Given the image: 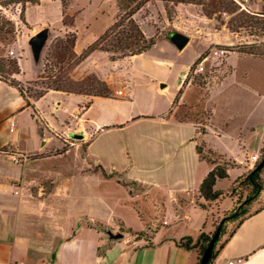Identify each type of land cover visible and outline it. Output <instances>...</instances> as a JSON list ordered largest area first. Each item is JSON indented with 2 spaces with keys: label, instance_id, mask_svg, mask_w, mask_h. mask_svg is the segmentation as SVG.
Instances as JSON below:
<instances>
[{
  "label": "rangeland",
  "instance_id": "rangeland-1",
  "mask_svg": "<svg viewBox=\"0 0 264 264\" xmlns=\"http://www.w3.org/2000/svg\"><path fill=\"white\" fill-rule=\"evenodd\" d=\"M9 1L11 0H0V3ZM36 3L24 2L23 5L9 3L1 7L4 16L12 22V25L5 24L6 28L13 26L14 34L6 33L0 36V64L3 62L6 67L0 72V77L19 84L26 97L31 99L48 86L57 85L82 88L89 93H95L96 90L92 89L90 82L102 88L103 85L97 84L98 78L107 83L112 93L116 88L117 91L124 89L126 94L130 82L132 95L120 96L125 102L120 103L116 115L109 118V124H113L126 122L133 116L165 112L182 85L184 95L181 102L172 108L171 116L192 120L197 126L198 137H201L212 105L208 100L210 89L233 68L235 70L232 76L228 77L221 97L228 98L238 92L241 99L240 102H233L226 109L219 111L217 116L228 119L229 133L243 122L253 124L255 130L247 131L245 139L251 151L259 150L256 152L257 161L261 160L263 151L260 150V146L264 142V59L238 58L237 55H233L229 64L226 59L230 52L239 50L243 45L264 43V29L262 25L256 23L260 18H254L245 11L239 12L230 0L190 2L148 0L133 17L147 37L157 38L154 46L133 59L132 64L121 62L123 57L114 63L110 60V53L98 50L88 58L82 68H78L73 58L75 45L72 47L71 43L67 44V58L63 61L56 59L58 39L75 33L70 29L75 26L76 21L79 29L85 32L82 42L91 40L93 35L99 37L124 14L127 5L130 4H127V0H122L121 5H118L117 0H43L42 11H39L37 7L32 6ZM27 7H32L35 26L40 23V29L47 27L51 31L37 68L32 65V53L28 43V36L31 33L27 29L29 25L20 21V15L25 16ZM249 11L264 13V0H254ZM223 12H226V15H223ZM44 21L49 24L46 25ZM70 23L71 27L66 26ZM169 31H179L190 38L182 50L166 38ZM214 41L237 48H231L232 50L228 52L219 48L220 44ZM50 45L51 49L48 50ZM221 50L224 51L220 52ZM10 51H14V54ZM207 55L208 57L203 60ZM115 56L121 55L118 53ZM13 60L17 61L16 64ZM199 65L203 66V70L198 69ZM161 83L165 86L160 87ZM239 83H246V86H240ZM157 86L161 91L156 88ZM250 88L256 90L261 97L253 101L254 94ZM256 101L255 109L250 110ZM40 125L41 128L45 126L44 123ZM158 127L152 121L142 119L126 128L94 131L90 136V145L86 149L87 156L83 157L79 154H84L85 144H81V139L73 138L71 135L84 134L83 131L77 130L79 128L77 124H72L71 132L68 134H64L59 128L56 131L48 129L46 135L41 133V137L36 128L25 129L24 136L29 149L45 152L46 155L69 151L64 157L50 156L35 163L33 167L36 172L30 175L40 177L32 186L33 194L39 193L46 197L50 191L55 193L49 200V204L55 209V217L33 219L22 217L18 223V230L25 235L30 244L34 248L37 244L40 245L37 248H41L42 251L36 256V264H45L48 260L55 262L52 253L44 251L47 248H42L51 245L61 254L64 248L67 262L84 264L81 260V251H85L91 242L98 240L103 242L100 243V247L106 249L101 252L103 261L115 263L118 261L120 250L126 246L129 234H126V239L115 240L113 247L107 250L105 243L108 241L107 236L101 234L100 228H96L98 230L91 228L92 224L129 232L131 239L148 236L163 225L168 210L166 207L154 206V200L151 198H155L154 195L161 193L160 191H167L168 187L176 183L178 175L172 172L165 173V165L177 161L179 167L183 160L181 151L174 149V145L165 147L152 140ZM210 141L217 149L225 150L234 157H237V154L240 157L243 155L242 144L235 140L212 137ZM73 143H80L77 146L79 154L76 151L75 155ZM183 152L187 150L184 149ZM204 155L212 160L220 158L208 151H205ZM91 157L112 176L102 170L94 171L97 169L94 165L88 166ZM152 165L157 167L155 173ZM235 165V162L230 164L232 168ZM241 166H243L241 173L251 167L247 158H243ZM232 173L234 176L236 170ZM261 178L264 182V170L261 172ZM131 180L143 182L146 191H150L151 194L148 196L140 183ZM156 186L159 188H155ZM227 188V198L212 204L210 213L195 210L191 205L184 212H180L178 203L169 205L165 202L166 206L173 208L172 212L175 210L174 217H192L181 223L177 222L179 226L175 231L179 232L180 227L189 225L188 232H192L195 219H201L212 225L209 232L212 236L222 219L237 210L248 193L241 182ZM262 208L264 189L247 207V213L236 220L225 222L223 234L220 233L216 248L224 243L242 218ZM138 217L146 225L143 235H137V232L132 231L140 229L142 225ZM68 236H72L70 243H66L65 238Z\"/></svg>",
  "mask_w": 264,
  "mask_h": 264
},
{
  "label": "crops",
  "instance_id": "crops-1",
  "mask_svg": "<svg viewBox=\"0 0 264 264\" xmlns=\"http://www.w3.org/2000/svg\"><path fill=\"white\" fill-rule=\"evenodd\" d=\"M32 6L42 11L41 7H43V0H39ZM31 8L32 7H27L25 12V19L29 25V27H26L31 32L30 36H28V40L41 28L40 23L38 26H35L36 23H34L33 10ZM39 18H41V16H39ZM43 23H46V25L49 24L46 21ZM79 27L76 21L75 26L70 29L76 33L74 52L77 54L81 53L84 47L91 44L98 37V35H93L91 40H84L82 42L85 32L79 29ZM215 43L221 46L230 45ZM12 54H14V51ZM138 55L125 56L121 58L122 60L120 61L132 64L133 59ZM233 55H237L238 58L264 59V57H257L234 51L232 53L230 52L226 58L228 64ZM205 57L207 58L208 55ZM117 60H115L114 63L117 62ZM19 64L22 72L23 66L21 59L19 60ZM32 65L34 67V64ZM131 69L132 67L129 65V70L131 71ZM233 70L235 69L232 68V71L224 75L210 89L208 100L212 105L204 124L205 131L201 134V137H198L199 135L197 134L199 132L197 126L192 120H179L173 118L169 114L170 110L174 107V100L165 112L158 114L153 112L149 115L133 116L130 119L127 118L128 120L126 122L109 124L108 120L116 115L119 104L125 102V99L120 96L128 95L131 97L132 90L130 82L127 85L126 94L124 89L121 94H118L116 88L113 89L114 96L111 97L88 96L50 89L41 98H29L30 103L28 104V99L24 98L23 94L16 86L0 79V264L37 263L36 256H38L39 251H42L40 250L41 248H37L40 245L37 244V247L34 248L25 235L18 230V223L22 217H30L31 219H33V217H55V209L49 204L50 197L55 193L50 191L46 197L39 195V193L36 195L33 194L32 186L39 181L40 177L36 178L30 175L36 172V169L33 167L35 166L34 164L39 163L46 157H64L65 154H69V151H65L57 155H46L45 152L42 153L38 150L33 151L29 149L25 141V129L36 128L41 137V133L43 132V135H46L48 129L50 131H56L59 128L62 129L64 134H68L71 132L72 124H77L79 126L77 130L84 132L83 138H81V144H85V148L83 149L84 154H79V150H77V146L80 143H73L75 147L74 150H72L75 155L77 151L79 156L83 157L87 156L86 149L90 145L89 140L92 132L110 130L111 128H126L128 126H133V124H137L142 119H148L159 126L152 140L155 141L156 144L160 143L165 145V147L174 145V149L181 151L183 160L179 167L177 161L172 163L169 162L165 165V173L167 172L170 174L172 172L178 175L176 183L174 186L168 187L167 191H160L161 193L154 195L155 198H151L154 200V206L160 208L166 207L168 210L167 214L164 216L163 225L153 230L148 236L138 237L137 239H131L129 232L119 230L124 234V237L115 240L126 239V234H129V238L126 239V246L122 247L120 250L117 257L118 261L115 263L103 261L101 252L106 249L104 250V248L100 247V243H103L101 240L91 242L85 251L82 250L81 260H83L84 264H198L200 244L198 243L194 248L187 249L180 246L177 242L186 236H190L192 242H195L201 232L210 234L209 232L212 225L201 219H195L192 232H188L189 225L180 227L179 232H177L175 231V228L178 229L179 226L177 222L181 223L183 220L191 219L192 217H174L175 210L172 212L173 208L169 205L178 203L180 205V212H184L186 208L191 205L194 206L195 210L197 209L210 213L212 211V204H216L220 199H226L228 195L227 187L235 184L238 178L245 172L241 173L240 171L241 168H243V166H241L243 158L249 160L251 155L257 154L256 152L259 151H251L245 139L247 131L255 130L253 124L243 122L236 130H232V132L229 133L228 119H221L217 116L219 111L226 109L231 103L240 102L241 95H239L238 92H235L233 96H228V98L221 97L224 85L228 77L232 76ZM242 80H244V78ZM239 85L245 87L246 83H239ZM156 88L161 91L158 86ZM250 90L254 94L253 101L257 97H261L256 90L252 88H250ZM116 94L119 96H116ZM183 95L182 92L179 102H181L180 100ZM256 103L257 101L253 102L252 107L249 109L254 110ZM34 110L35 113L33 114ZM73 116H75V118ZM41 123L45 124L43 128H41ZM212 137L220 140L223 138H230L242 144V157L238 154L237 157H234L231 153L225 152V150L217 149L210 141ZM198 143L203 144L204 151H208L220 157V160L215 159L217 161L216 163H225L226 165L228 176L223 179H218L215 184L216 189H223L226 192L225 195L219 199L206 200L200 194L199 186L215 163L200 156L196 150V145ZM262 146H260V150ZM184 149H186L187 152H183ZM231 162L236 163L235 167L232 168L230 166ZM93 165L97 167L94 171L102 170V172H106L101 164H96L92 159L88 166L91 167ZM152 168L155 173L157 167L152 165ZM235 170L236 173H234L233 176L232 172ZM109 175L112 176L111 173ZM131 181L140 183L148 196L151 194L150 191H146V185L143 182L139 180ZM155 188L159 187L156 186ZM165 202L169 205L166 206ZM156 213L158 212L156 211ZM138 218L142 225L140 229L132 230L134 233L137 232V235L139 232H144L146 228L143 220L140 217ZM100 226L102 227L100 230L101 234L107 236L105 230L109 228H104V225ZM91 228L96 229L97 227L93 225ZM71 237L72 236H68L65 238L67 240L66 243L71 242ZM115 240L108 239V241L105 242L107 250L113 247V242ZM42 248H47L44 251L50 254L52 253L53 259L55 260V262L48 260L45 264H79L70 261L67 262L64 248L62 254L52 245ZM230 262H232V264H264V208L244 217L241 224L235 229L233 234L228 237L211 264H230Z\"/></svg>",
  "mask_w": 264,
  "mask_h": 264
},
{
  "label": "trees",
  "instance_id": "trees-1",
  "mask_svg": "<svg viewBox=\"0 0 264 264\" xmlns=\"http://www.w3.org/2000/svg\"><path fill=\"white\" fill-rule=\"evenodd\" d=\"M38 1L39 0H13V1L11 0L8 3L7 2L4 4L0 3V36H2L4 34L6 35V33H8V34L13 33L14 34L13 26L6 28V25L7 24L12 25V22L4 16V13L2 12L1 7H3L4 5L5 6L9 5V3H14V4L22 3V5H23L24 2L36 3ZM121 1L122 0H117L118 5L119 4L121 5ZM147 1L148 0H127V4H130V5H127L128 6L127 10L124 11V14L122 16H120L108 29H106L91 44L87 45L82 50L81 53L76 55V53L73 52V58L77 62L76 67L82 68V66L85 64V62L88 60V58L95 51H98V50L106 52V53H110L111 54L110 60L115 61L121 57L141 54L143 52L148 51L152 46H154L156 44L157 38L156 37H147L144 34V32L141 30L140 26L135 22L134 17H133L134 14ZM178 1L179 2H185V1L190 2L191 0H178ZM230 2L235 7H237V10L239 12L245 11L246 13L252 15V17H254V18H260V20L256 21V23L258 25H262V28L264 29V13H260V12L258 13L257 11L256 12H250L248 10H240L236 4H234L232 1H230ZM233 10H235V9H233ZM20 21L24 24H27L24 15H20ZM125 25L127 27H125ZM66 26L71 27L72 23L66 24ZM58 40H59V43L56 45L57 49H56L55 55H56V59L63 61L65 58H67V55H66V50L68 48L67 44L71 43L72 47L74 46L75 40H76V34L70 33L69 35H66L64 37V39L59 38ZM262 47H264V43H261V44L254 43V44L243 45L242 47H240L239 50H233V51H238L240 53L250 54L253 56H257V57H264V49H262ZM49 48L51 49V45H50V47H48V50H49ZM219 48L226 49L229 52L230 50H232L231 48L236 49L237 47H229V46L219 45ZM118 53L121 56L116 57L115 55ZM41 57H42V55H41ZM41 57L38 61H33L34 67H36V68L38 67V64L41 60ZM13 62H14V64H16L17 61L13 60ZM56 63H57V61L54 63V65H56ZM5 68L6 67L4 66V63L2 62L0 64V72L4 71ZM45 68H46V66H45ZM16 70L18 72V67L16 68ZM16 70L14 72H16ZM0 79L4 80L6 82H9L8 80H6L4 78L0 77ZM69 81H71V80H69ZM9 83L16 86L19 89V91L23 94L24 98L28 99L27 102L29 104L30 103L29 98L26 97V95L24 94L20 85L15 84L13 82H9ZM97 84L103 85L102 88H99L94 82H90L92 89L96 90L95 93H89V92L83 90L82 88L81 89L69 88L66 85L65 86L57 85V86H52V87L48 86V88H45V89L39 91L33 98L34 99L41 98L50 89L56 90V91H63L66 93L84 94V95H88V96H100V97L114 96V94L111 92L109 86L107 85V83L102 78H98ZM69 85H71V84L69 83ZM182 88H184V87H182ZM182 88H180L177 95L175 96L174 101H173V105H175L179 102V98L182 94ZM34 113H35V110H34L33 114ZM171 113H172V110H170L169 114L171 115ZM173 118H176V117H173ZM176 119H178V118H176ZM179 120H183V119H179ZM196 150L202 158H205L208 161L215 163L213 168L203 178V180L199 186L200 194L206 200L219 199L220 197L224 196L226 192L223 189H216L215 184H216L218 179H223V178H226L228 176L226 165H225V163L224 164L216 163L217 161L215 159L212 160V159L208 158L207 156H205L204 155V152H205L204 146L202 143H198L196 145ZM261 150L263 151V155H262L261 160L256 161L255 164L250 169L245 171L238 178L236 183L233 184L235 186L236 184H238V182H241L242 185H244L247 188L248 193L244 197L243 201L239 204L238 209L235 210L234 212H232L227 217L223 218L222 221L220 222V224L217 226V228L220 227V233H222V234L224 231L225 222L236 220L239 218V216L247 213V207L253 201H255L258 198L261 191L264 189V182L261 178V172L264 170V164L262 166H260V164L264 160V144H263ZM208 153H210V152H208ZM255 212H257V211H255ZM243 219L244 218H242L238 222L237 226L229 234V236L233 234V232L241 224ZM93 225L96 226L97 228L102 229V227L98 224H93ZM138 234L143 235V232H139ZM210 238H211L210 234H206L205 232H201L195 242H192V238L190 236H186V237H183L182 239H180L177 243L180 246H183L187 249L194 248L199 243L200 244L199 260H200L202 252H203L204 248L206 247L207 243L209 242ZM227 239L218 248H216V246H215V249L213 252V257H212L211 261L209 262V264H211L212 261L214 260V258H216L219 250L223 247V245L225 244ZM218 241H219V239H218ZM216 245H217V243H216Z\"/></svg>",
  "mask_w": 264,
  "mask_h": 264
},
{
  "label": "water",
  "instance_id": "water-1",
  "mask_svg": "<svg viewBox=\"0 0 264 264\" xmlns=\"http://www.w3.org/2000/svg\"><path fill=\"white\" fill-rule=\"evenodd\" d=\"M50 35L51 32L49 28L45 27L37 31L29 38L28 43L30 45L33 61H38L40 59ZM166 38L180 50H182L190 40V38L186 34L179 31L167 32ZM164 86H165L164 83L160 84V87H164ZM71 135L73 138H77V139L83 138V134L81 133L79 134L72 133ZM263 164H264V160L262 161L260 166H262ZM105 233L107 234L108 239L110 240L121 239L124 237V234L119 230L107 229L105 230ZM219 236H220V227H218L214 232V234L211 236L209 242L207 243L206 247L202 252L198 264H209V262L213 257V252L216 243L219 239Z\"/></svg>",
  "mask_w": 264,
  "mask_h": 264
},
{
  "label": "built area",
  "instance_id": "built-area-1",
  "mask_svg": "<svg viewBox=\"0 0 264 264\" xmlns=\"http://www.w3.org/2000/svg\"><path fill=\"white\" fill-rule=\"evenodd\" d=\"M232 1L234 4H236L240 10H248L251 8V4L254 2V0H230ZM223 15H226V12H223ZM224 50H221L220 52H223ZM13 51H10V53L12 54ZM206 59V57L203 58V60ZM198 69L201 71L203 70V66L199 65ZM118 94L122 93V90H118L117 91ZM258 160V155L257 154H253L250 156L249 158V162L250 165L253 166L255 164V162ZM3 264H17V263H3ZM100 264H110V263H100ZM230 264H232V262H230Z\"/></svg>",
  "mask_w": 264,
  "mask_h": 264
}]
</instances>
